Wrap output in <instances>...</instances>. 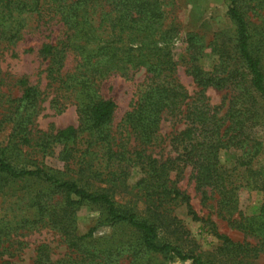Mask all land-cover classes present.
Wrapping results in <instances>:
<instances>
[{"label":"trees","instance_id":"trees-1","mask_svg":"<svg viewBox=\"0 0 264 264\" xmlns=\"http://www.w3.org/2000/svg\"><path fill=\"white\" fill-rule=\"evenodd\" d=\"M94 1L97 0H0V38L8 43L15 44L23 38L28 17H60L65 27L63 38L44 42L39 53L48 60L46 77L54 91L51 104L59 108L67 100L76 106L81 118L78 127L33 132L31 126L43 91L27 78L19 79L21 96L8 100L10 108L0 112V177L13 182L33 180L41 186L26 203L34 210L30 215H21L10 202L8 211L9 205L1 203L0 243L20 229L46 224L60 232L82 260L106 264L103 259L109 258L114 248L93 244L96 227L84 234L77 232L76 211L92 203L106 209L105 219L110 224L126 223L138 230L142 249L148 252L177 257L186 264H243L236 258L245 245L220 232L210 218L199 216L190 195L172 178V173L180 175L191 166L197 188L217 187L223 205L229 208L234 207L235 191L245 177L259 174L252 168V160L240 162L251 165L245 169L249 173L242 175L236 167L225 168L219 157L222 149L236 147L250 154V148L261 145L256 141L250 147L256 120L264 121L258 117L262 110L264 118V24L257 32L260 43L254 45L248 15L253 0H229L244 69L227 71V75L205 72L198 63L203 50L198 36L191 33L183 38L193 61L190 71L199 86L224 87L231 81L239 87L225 119L217 116L219 106L191 99L175 76L177 60L173 49L179 30L165 22L160 0H98L99 6ZM67 50L78 57L71 72L62 71ZM142 69L146 79L117 137L111 130L117 104L101 95L99 81L112 73L129 76ZM165 120L183 122L185 126L175 130L170 139L175 155L158 157L154 148L161 143L159 131ZM7 126L11 127L8 131ZM58 144L60 167L46 166L38 157L30 158L53 155ZM19 163L24 166H17ZM260 175L257 180L253 178L254 183L264 182V171ZM116 194H131L133 204L119 205ZM140 201L146 204L143 212L138 209ZM181 204L186 205L193 220L205 222L221 241L218 251L235 255L230 261L221 258L218 262L184 249L189 231L174 214ZM34 264H54L45 244L38 246Z\"/></svg>","mask_w":264,"mask_h":264},{"label":"rangeland","instance_id":"rangeland-1","mask_svg":"<svg viewBox=\"0 0 264 264\" xmlns=\"http://www.w3.org/2000/svg\"><path fill=\"white\" fill-rule=\"evenodd\" d=\"M165 10V22L174 24L178 30L173 49L177 60L175 76L183 84L187 92L197 99L209 103L211 106H219L218 117L225 119L231 101L239 94V87L235 83H227L224 87L215 85L199 86L195 81L190 68L192 59L187 51V42L183 40L186 35L196 34L199 44L203 45L202 56L198 63L208 73L227 75V71L243 68L238 56L236 46L237 27L229 13V0H160ZM99 6V2L94 1ZM262 7H258V6ZM250 30L254 34L253 44L259 42L258 28L264 24V0H253L248 8ZM60 17L34 14L28 17V27L24 31L23 38L18 42L8 43L0 38V112H6L12 100L21 96L22 87L19 79L25 77L32 85H37L43 91L38 103L37 113L33 125L34 131L57 130L69 125L80 126L81 118L74 104L65 100L59 108L51 104L54 96L53 88L49 85L46 75L48 60L44 59L39 50L44 42H57L63 38L64 25ZM260 43V42H259ZM78 62L77 54L67 50L64 60L63 72L74 70ZM146 71L142 69L135 74L124 76L120 73H112L99 81V90L104 98L115 100L117 107L114 112L111 130L117 137L121 136V124L127 111H129L139 97V89L146 79ZM203 91V92H201ZM249 95V94H248ZM201 99V100H200ZM251 102L248 103V106ZM257 108L260 105L257 104ZM259 111L258 117L261 116ZM257 115V114H256ZM257 119V117H256ZM255 119V120H256ZM257 124L251 130L253 137L250 147L256 141L261 145L250 148V154L236 147L222 149L220 162L225 168L231 170L236 167L243 175L248 174L246 167L251 166L259 170V174L250 173L245 177L244 183L235 191L236 203L229 208L222 203V193L215 186L207 185L197 188L191 166L186 167L180 175L172 173V178L191 197V201L199 216L210 218L215 222L220 232L229 236L236 242L245 246L239 249L237 261L243 264H264V182L256 181L264 171V121L258 118ZM185 126L183 122L174 124L165 120L159 131L161 143L154 148L156 156L166 157L175 155L171 148L170 139L175 130ZM7 126V130L10 129ZM37 134V132H36ZM60 145H55L53 155L39 154L30 158H39L44 165L60 167L58 152ZM251 165L240 164L242 161ZM38 161V162H39ZM15 163H17L15 161ZM19 167L24 164H16ZM259 175V176H258ZM138 176V175H136ZM135 176V177H136ZM259 184L260 186L258 187ZM41 185L32 181H9L0 177V207L15 204L21 215H30L34 212L26 204L29 197ZM131 194H116L119 205H132ZM128 204V205H127ZM10 205L8 211H10ZM145 205L138 203L139 211L143 212ZM6 210V209H5ZM177 215L189 231L184 242L185 250H194L205 258H214L219 262L221 258L230 261L235 255H224L217 250L221 244L209 230V226L203 221H195L188 214L185 204L176 207ZM106 209L99 204L86 203L81 205L75 213L77 232L87 233L92 227H96L93 235L94 245H102L104 248L113 246V251L103 263L106 264H186L187 262L177 257H171L161 252H148L142 249L140 234L133 226L126 223L110 224L105 219ZM45 244L54 264H89V260L80 258V253L69 248L60 232L51 225H37L33 228L20 229L5 242L0 243V263L10 261L12 264H34L37 258V248ZM9 246L3 249V246ZM108 255V254H107ZM227 256V257H224ZM228 264V263H227Z\"/></svg>","mask_w":264,"mask_h":264}]
</instances>
